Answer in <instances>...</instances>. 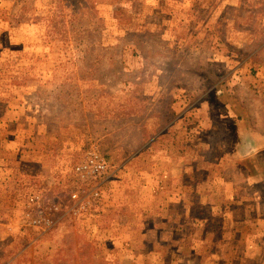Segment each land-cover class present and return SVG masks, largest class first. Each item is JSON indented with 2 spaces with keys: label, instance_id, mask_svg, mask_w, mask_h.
I'll return each instance as SVG.
<instances>
[{
  "label": "rangeland",
  "instance_id": "rangeland-1",
  "mask_svg": "<svg viewBox=\"0 0 264 264\" xmlns=\"http://www.w3.org/2000/svg\"><path fill=\"white\" fill-rule=\"evenodd\" d=\"M123 1L0 0V264H264V0Z\"/></svg>",
  "mask_w": 264,
  "mask_h": 264
},
{
  "label": "crops",
  "instance_id": "crops-1",
  "mask_svg": "<svg viewBox=\"0 0 264 264\" xmlns=\"http://www.w3.org/2000/svg\"><path fill=\"white\" fill-rule=\"evenodd\" d=\"M106 1L110 2L112 5L111 10H110V7H107L106 18H113L114 13H115V17H116V11L115 10H118L117 8H119V7H123V6L125 7L126 6L124 4L123 0H106ZM133 2L137 3L138 1H133ZM110 11H111V15H108V12H110ZM241 141H244V142H242L241 150L239 151L240 157H242V158H244L246 156H250V157L252 156L253 157L254 155H257L258 153L261 152V146L259 147L258 141L253 140V142H252L251 137L245 138Z\"/></svg>",
  "mask_w": 264,
  "mask_h": 264
},
{
  "label": "trees",
  "instance_id": "trees-1",
  "mask_svg": "<svg viewBox=\"0 0 264 264\" xmlns=\"http://www.w3.org/2000/svg\"><path fill=\"white\" fill-rule=\"evenodd\" d=\"M260 155V154H259ZM255 157H257V156H254V157H252V158H250L251 160L250 161H253V159L255 158ZM250 161H248V162H250ZM251 163V162H250ZM240 166H243L244 165V163H242V164H239ZM247 168H248V165H247ZM249 171H250V169H249ZM250 176V175H249ZM251 215H253V213L251 214ZM175 262H176V260H174Z\"/></svg>",
  "mask_w": 264,
  "mask_h": 264
},
{
  "label": "built area",
  "instance_id": "built-area-1",
  "mask_svg": "<svg viewBox=\"0 0 264 264\" xmlns=\"http://www.w3.org/2000/svg\"><path fill=\"white\" fill-rule=\"evenodd\" d=\"M93 163V162H92Z\"/></svg>",
  "mask_w": 264,
  "mask_h": 264
}]
</instances>
